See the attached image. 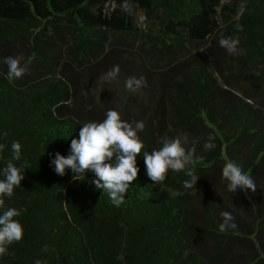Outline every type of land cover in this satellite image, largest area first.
<instances>
[{
    "label": "trees",
    "instance_id": "1",
    "mask_svg": "<svg viewBox=\"0 0 264 264\" xmlns=\"http://www.w3.org/2000/svg\"><path fill=\"white\" fill-rule=\"evenodd\" d=\"M221 36L238 39V54ZM21 55L33 57L28 71L9 82L5 59ZM130 77L147 86L130 92ZM109 109L145 124L138 177L118 207L93 173L74 179L51 164ZM181 134L202 158L196 185L172 170L154 184L143 153ZM13 142L27 169L5 208L20 211L24 233L0 264H264V0H0V169ZM228 160L254 193L228 191ZM225 211L237 227L221 231Z\"/></svg>",
    "mask_w": 264,
    "mask_h": 264
},
{
    "label": "clouds",
    "instance_id": "2",
    "mask_svg": "<svg viewBox=\"0 0 264 264\" xmlns=\"http://www.w3.org/2000/svg\"><path fill=\"white\" fill-rule=\"evenodd\" d=\"M125 10L128 6L124 5ZM244 12L241 5L236 17L238 20ZM242 30V26H237ZM220 47L224 48L230 55L238 54L239 41L236 38L221 36L218 40ZM33 57L24 61V57H7V79L13 82L21 78L28 71V65ZM120 72L118 65L109 70L104 79L114 80ZM147 82L144 77H130L125 82V87L130 92H137L142 87H146ZM145 127L143 121L133 123L122 119L118 110L109 109L106 117L102 121H91L83 124L79 131V138L72 139L70 152L67 156L56 152L51 164L54 165L56 174L65 175L66 169H71L73 178L79 179L81 173H93L94 179L91 181L97 189H103L110 194V199L118 207L125 200V193L132 182L138 177L139 168L137 157L144 149V142L139 136ZM214 137L209 136L204 144L205 150L215 147ZM193 144L196 141H192ZM189 138L187 134L178 135L175 138L164 139L162 146L153 151L144 152V163L146 165L147 176L154 184L162 183L169 170L185 171L191 179L184 182L185 187L191 188L196 185L198 177L194 174V167L197 162L195 149L188 147ZM0 144V151L4 149ZM21 144L13 142L11 149L13 156L8 161L6 167L0 169V256L7 251V246L18 242L23 238L24 228L19 220L14 219L21 215L16 208H5V197H11L14 188L21 185L25 178L26 166H17L13 161L21 158ZM222 177L228 182V191L236 193L238 189L255 192L256 183L252 176L245 172L237 163L228 160L223 166ZM223 223L220 225L221 231L229 228H236L233 215L225 211L222 213ZM36 264H40L39 261Z\"/></svg>",
    "mask_w": 264,
    "mask_h": 264
},
{
    "label": "rangeland",
    "instance_id": "3",
    "mask_svg": "<svg viewBox=\"0 0 264 264\" xmlns=\"http://www.w3.org/2000/svg\"><path fill=\"white\" fill-rule=\"evenodd\" d=\"M144 20H145L144 15H141V16L139 17V21H140V23H141L142 25H143Z\"/></svg>",
    "mask_w": 264,
    "mask_h": 264
}]
</instances>
